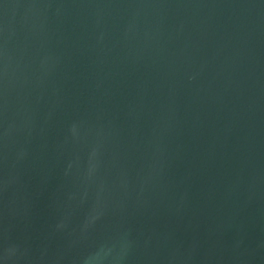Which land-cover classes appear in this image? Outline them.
<instances>
[{"label": "water", "instance_id": "obj_1", "mask_svg": "<svg viewBox=\"0 0 264 264\" xmlns=\"http://www.w3.org/2000/svg\"><path fill=\"white\" fill-rule=\"evenodd\" d=\"M0 264H264V0H0Z\"/></svg>", "mask_w": 264, "mask_h": 264}]
</instances>
